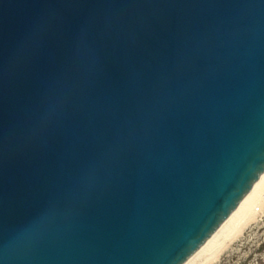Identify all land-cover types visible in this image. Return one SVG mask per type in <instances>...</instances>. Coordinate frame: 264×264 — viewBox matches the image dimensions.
<instances>
[{
	"label": "water",
	"instance_id": "95a60500",
	"mask_svg": "<svg viewBox=\"0 0 264 264\" xmlns=\"http://www.w3.org/2000/svg\"><path fill=\"white\" fill-rule=\"evenodd\" d=\"M264 175V0H0V264H187Z\"/></svg>",
	"mask_w": 264,
	"mask_h": 264
},
{
	"label": "bare ground",
	"instance_id": "6f19581e",
	"mask_svg": "<svg viewBox=\"0 0 264 264\" xmlns=\"http://www.w3.org/2000/svg\"><path fill=\"white\" fill-rule=\"evenodd\" d=\"M258 204V205H257ZM264 207V175L234 215L187 264H214ZM239 238V237H238Z\"/></svg>",
	"mask_w": 264,
	"mask_h": 264
},
{
	"label": "rangeland",
	"instance_id": "374dc122",
	"mask_svg": "<svg viewBox=\"0 0 264 264\" xmlns=\"http://www.w3.org/2000/svg\"><path fill=\"white\" fill-rule=\"evenodd\" d=\"M238 237L214 264H264V207Z\"/></svg>",
	"mask_w": 264,
	"mask_h": 264
}]
</instances>
